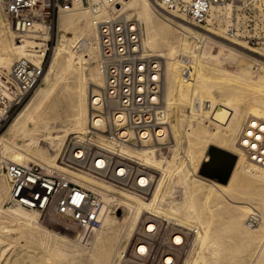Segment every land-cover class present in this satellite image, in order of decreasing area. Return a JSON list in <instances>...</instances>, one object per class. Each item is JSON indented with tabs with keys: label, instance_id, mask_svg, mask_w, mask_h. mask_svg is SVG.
Returning <instances> with one entry per match:
<instances>
[{
	"label": "bare ground",
	"instance_id": "obj_1",
	"mask_svg": "<svg viewBox=\"0 0 264 264\" xmlns=\"http://www.w3.org/2000/svg\"><path fill=\"white\" fill-rule=\"evenodd\" d=\"M3 1L0 0V76L8 80L12 66L20 59L36 64L41 62L40 58L46 51L43 43L47 41L48 37L46 35L17 37L2 11ZM117 1L118 6L113 8L112 11L117 9L120 15L128 20L133 19L132 14L136 13L138 15L139 20L136 18L134 20H137L140 24L143 54L145 57L155 59L160 67V78L162 81L160 98L165 117H167V126L160 129L157 133V136L161 137L159 144H153L150 139L136 145L133 135L134 147L126 144L121 150V154L128 159L135 161L134 158L130 157L140 158L139 164L135 162L138 166L153 168L160 172L161 177L155 186L149 203L143 202L137 196L125 193H120L119 197H113L110 187L106 186L103 183L104 181L99 182L82 174L67 172L55 164V158L60 153L67 136L76 134L78 137L75 139L78 140H85L87 136L90 103L92 97L97 95L104 85L100 69L101 63H99L97 69L95 68L89 74V80L95 81L97 84L92 85L93 87L90 88L88 94L83 91L80 92L77 107L72 108L70 111L69 117L73 121V128L61 125L60 129L54 134L44 128L45 131L41 134V139L50 143L54 149L52 151L53 154H46L43 147L41 149L38 148L36 136L40 133V122L43 118L32 105L30 109H24L25 111H22L1 135L0 152L6 156H12V159L2 161L0 169L2 163L5 165L10 163L27 165L31 162H36L31 153V148L35 147L44 162L43 164L41 163V166L48 172L56 170L57 172L68 173L71 179H74L79 185L98 192L103 197L104 219L101 229L92 235L100 233L102 230H106V235L102 239H98V246L93 253V256L97 257V261L103 262V260L110 257L109 255L113 251L119 249L118 253L116 252L117 259L115 260V264H118L119 254L136 237L132 239L142 212L158 218L175 221V223H170L163 220L169 225L192 229L186 230L194 233L196 237L189 252V259L185 260L183 264H221L224 260H231L233 258L232 252L229 253V249L226 246L228 245L226 244L227 234L230 229L227 228L228 230H226L220 224L222 213L224 212L223 207L230 208V220L235 228L234 232H232L233 234H241V230L242 234L248 233L247 239L250 240L256 238L255 234L264 229L263 214L261 223L254 230H249L253 229L246 226V219L250 214L251 205L244 203L245 205L238 207L239 204L231 201V198L234 199L236 194L245 192L243 188L234 187V183L243 186L253 185L255 189L251 193L256 194L255 192L258 191L264 193V168L252 163L239 146V134L244 122L247 119L256 118L264 120V75L255 77L249 74L248 78H242V76H237L238 74L234 76L220 67L214 66L215 64L209 63L230 64L236 67L238 73L243 74L253 69L254 63L252 60H247L245 56H237L234 59L229 55L228 49H231L233 53L242 55L237 49L230 46L226 47V45H212L210 42L214 41V39H220L218 37L219 34L225 37L226 28L233 18V8L216 6L208 20L211 30L215 31L206 30L202 26L201 30L203 33H200L192 28V24L186 17L167 12L159 6L154 8L151 0ZM95 4V1H91L88 4L83 3L76 4L73 7H66L60 11L57 18L59 30L74 32L83 21L90 17L88 28L91 36L81 37L77 40L79 44L78 53L80 54L77 58H74L75 53L63 43L65 40L64 33L59 34L58 47H55L46 79L51 76V73L58 66L63 64V58H66L69 64L75 66L76 72L81 73V75L83 62L87 61L82 56L84 53H87L91 59L96 57L94 53H97L100 60L97 31L94 23L96 20L108 18L109 12L106 7L102 6H99L98 10L94 12ZM160 11L165 14L164 19L166 22L164 21L163 23L167 26H162L158 22L160 20ZM63 14L65 16H62ZM176 21L178 24L182 23L184 31L190 38H194V42L195 40L197 42L191 46L185 39L187 36L183 38L177 37L179 46L183 49L182 51L175 50L176 47H169L165 54L156 55V57L150 54V51L154 53L160 45H168L170 40L175 37L169 28L171 23ZM84 32L81 30L80 34H84ZM225 40L228 41V44L246 50L264 61V43L259 49L247 50L244 46L246 45L244 41H229L226 37ZM179 51L180 55L177 54ZM36 53L41 55L40 58L36 57ZM74 60H77L78 64H75ZM256 61L262 65L264 72V62L257 59ZM183 69L187 71L188 79L182 76ZM43 93V88H39L35 101L41 102ZM60 99V94H58L52 108L53 110L58 109L61 103ZM218 107L224 110V122L218 117L216 118ZM6 117L0 114V125ZM28 121L33 124L32 131L28 129ZM206 122L209 124L205 125ZM209 125H212V128H209ZM142 136L145 137V134ZM21 137L26 138V140L20 143L18 140ZM122 137L129 143L133 140L132 133L127 130L122 133ZM89 142H94L98 147L109 148V143L102 134L94 135ZM161 145H167V156L157 154ZM176 146H179L178 149ZM173 151L172 160H167ZM71 157H73V152L71 156L69 155V158ZM153 183L154 177L152 176V185ZM146 191L144 190V192ZM129 193L136 194L140 192ZM179 196L181 197L180 200L177 199ZM258 198L257 206L264 213V195ZM105 199H107L109 205L117 203L122 206L127 212V216H129L127 219L125 218L126 222L123 223V232L120 236L115 231H112L116 219L106 211ZM12 207L23 211L12 213L15 224L24 222L31 229L38 227L35 215H28L25 211L39 216L38 213L17 206ZM243 217L245 218V223H242ZM140 227L137 231H139ZM242 238L239 237V239ZM88 240L90 239L83 237L80 239V243ZM238 241L240 242L241 240ZM122 247L124 248L122 249ZM120 249L122 250L120 251ZM61 251L58 249L51 254V257L57 256L64 259L63 257L69 256V254L67 255ZM76 254L73 253V255ZM65 261L67 262L68 260L65 259Z\"/></svg>",
	"mask_w": 264,
	"mask_h": 264
},
{
	"label": "built area",
	"instance_id": "obj_2",
	"mask_svg": "<svg viewBox=\"0 0 264 264\" xmlns=\"http://www.w3.org/2000/svg\"><path fill=\"white\" fill-rule=\"evenodd\" d=\"M91 1L96 2L94 12L99 6L109 12L108 18L94 23L104 85L92 97L85 140L72 150L73 157L69 158L68 154L62 158L60 166L67 172L104 181L119 190L149 191L154 174L124 157L121 150L126 144L134 147V138L136 145L150 139L153 144H159L161 137L157 133L167 126L160 98V67L155 59L143 54L139 22L126 19L117 9L112 11L118 6L117 0H4L2 11L17 37L46 35L48 39L43 43L45 54L40 58L36 53L39 64L20 59L12 66L8 80L0 76V114L7 116L39 86L60 11ZM151 2L167 12L183 15L199 28L208 24L216 6H229L234 12L225 31L226 39L244 40L252 46L264 43V0ZM186 72L183 69L182 76L188 79ZM126 130L132 133V138L134 135L130 143L122 137ZM99 134L106 138L108 149L89 142ZM239 135V146L249 160L264 168V120L247 119ZM157 154L167 156V145H161ZM3 171L10 185L8 204L11 206L34 211L39 216L68 218L82 234L91 235L101 229L103 197L76 183L68 173L48 172L36 164L13 163L6 164ZM259 222L260 215L253 210L246 226L255 228ZM135 236L119 254L118 264H183L181 258L188 237L178 227L167 228L159 219L149 217Z\"/></svg>",
	"mask_w": 264,
	"mask_h": 264
},
{
	"label": "rangeland",
	"instance_id": "obj_3",
	"mask_svg": "<svg viewBox=\"0 0 264 264\" xmlns=\"http://www.w3.org/2000/svg\"><path fill=\"white\" fill-rule=\"evenodd\" d=\"M153 7L157 8L158 6L156 7V5H154ZM160 12H161L159 15L160 20H158V22L162 26H167V25H164L165 23H163L165 21L164 12L162 11ZM132 15H133L132 16L133 19L136 18L137 20H139V17L136 13ZM62 16H65V15L63 14ZM176 16L178 17V15ZM89 25H90V17H88L87 20L83 21L78 26L76 31L71 32V31L59 30L58 23H57V27L54 29L53 35L49 41L50 43L48 45V50L45 55V59H44L45 61L44 62V65H45L44 73L45 74L43 75L41 82L34 92L28 94L22 100V102L18 106H15L7 114V117L4 120H2L1 125H0V137L7 130V128L11 125L13 120L22 111L30 109L32 105H34V109H36L37 112L41 114V117L43 118L42 121L40 122V130H39L40 133L36 136V138L38 139V148L41 149V147H43L46 154H50V155L53 154L52 152L54 150L53 147L50 145L49 142L43 141L41 139L42 138L41 134L45 131V129H47L48 131L54 134L56 131L60 129L61 125L73 128V121L70 119L69 116L71 114L70 112L71 109L77 107L78 105V101H79L78 99H79L80 92L83 91L86 94H88L90 88L93 87L92 85L97 84V82L89 80V74H91L93 70H95V68L97 69V66L100 63V60L98 59V54L94 53L96 57L91 59L89 58L87 53H84V54L82 53L83 58L87 60L86 62H83L82 75L81 73L79 74L76 72L75 66H73L72 64H69L66 58L62 59L63 64L58 66V68H56L51 73V76L49 78L46 79V75L48 74L49 65L51 64L52 59H53L55 47L56 48L58 47L59 34L64 33L65 40L63 43L75 53L74 58H77V56L80 54L78 53L79 44L77 40L80 39L81 37L91 36L89 28H88ZM191 26L194 30L196 29L197 32L203 33L201 28L195 27L193 25ZM183 27H184L183 24L182 23L178 24L177 21L175 23H171L169 30L175 37H173L172 40H170V43L168 45L162 44L156 49L154 53L150 51V54H152L155 57L156 55L165 54L167 53L169 47H173V48L176 47L175 50L177 49V50L182 51L183 49L179 46V43L177 41L179 37L183 38L187 36L185 39H187L190 45L193 46V44H195L197 41L195 40L194 42V38H190L188 34L184 31ZM203 27L209 31L212 29L208 24L203 25ZM81 30L85 31L84 34H80ZM218 37H220L221 40L214 39V41H210L212 45H218V46L226 45V47L230 46L232 48L237 49L242 55L237 54L235 52L233 53L231 49H228L229 55L234 59L237 56H245L247 60H252L254 63V65L252 66L253 69L243 74V73H238L236 67L230 64L222 65L217 62L215 63L209 62V63L213 65L215 64L214 66L218 68L220 67L221 69L231 73L234 76L238 74L237 76H242V78L243 77L248 78L249 74H252L251 76L254 75L255 77L264 75V72L262 70V65L256 61L257 59L261 62H264L263 59H261L260 57L256 55H252L250 52L246 50H243L236 46H232L228 44V41L225 40V37L222 34H219ZM241 41L243 42L244 40H241ZM244 46L247 50H254V49L261 48L262 44H258V45L255 44L254 46H252L246 43V45ZM177 54L180 55L181 54L180 51ZM74 61H75V64H78L77 60H74ZM39 88H43L44 90V93L42 95L43 98L41 102L35 101V97L38 93ZM58 94H60L61 103L58 109L53 110L52 108L56 101L55 100L56 96ZM223 111L224 110L222 108H219L216 114V118L218 117L222 122H224V118H225ZM204 123H205V120H204ZM208 124L209 123L206 122L205 125H208ZM27 126H28V129H30V131L33 130L32 122L28 121ZM209 128H212V125L211 126L209 125ZM76 137H78V135L72 134L65 138L66 139L65 143L62 146L60 153L55 158L56 159L55 164H57L58 167L60 168L62 167L60 166V162L62 161V158L66 157L68 154L71 156L72 150L75 148L76 145L77 146L79 145L81 139L80 140L75 139ZM25 140L26 138L21 137V139L18 141L21 143L22 141H25ZM91 143L95 145L94 142H91ZM31 153L33 154V158L36 160V162H31L30 164H36V165L41 166V163L43 164L44 162L43 160H41L40 155L37 153V148L32 147ZM173 154H174V151L169 155L170 157L167 160H172ZM1 157L3 158L1 159ZM130 158H134L135 162L139 164L140 158L134 157V156ZM5 159L10 160L12 159V156L10 155L6 156L4 153L0 152V163L4 161ZM4 166L5 164L2 163V167L0 169V200H1L0 201V264H115V260L117 259L116 252L118 253L119 249L117 251H113L109 255L110 257L106 260H103V262L97 261L98 260L97 257L93 256L94 255L93 253L96 250L95 248H97L98 246L97 245L98 239H102L106 235V230H102V232L104 233H102L101 231L100 233H96L97 235L96 234L86 235V234H82L81 230L76 225H74L68 218L50 216V215L49 216L48 215L38 216L35 213H30L27 211H25V213H27L28 215H31V216L35 215L34 217H36L37 219L38 227L36 229H31L27 227L24 224V222L15 224L12 213L18 212L21 210L17 209L16 207H12L10 204H8L9 183H8V180H6L5 173L3 171ZM147 169L151 170V172L154 174L155 177H154V183L151 189L146 192H140L136 194L129 193V192L123 191L122 189L119 190L118 188H115L111 184H108L103 181L102 182L106 186L110 187V190H111L110 192L113 195V197L115 196L119 197L120 193H125L131 196H137L140 199H142L143 202L149 203V200L152 197L151 195L161 176H160V172H158L156 169H153V168H147ZM233 186L238 187V188H243L246 193L240 192L236 194V197L234 199L231 198V201L235 202L236 204H239L238 207L240 205H245V204H249V206L251 205L250 213L253 210L256 211L260 215V221H261L264 213L261 211L260 207L257 206V204H258V199H259L258 197L263 196L264 193L259 192V191L255 192L256 194L251 193L255 189L253 185L243 186L241 184L234 183ZM180 198H181L180 196L177 197L178 200H180ZM228 198L230 199V197ZM105 204H106V211H108V213H110L111 216L116 219L114 227L112 228V231H115L116 233H118L119 236L122 235V232H123L122 227L124 225L123 223H125L126 219L129 217L127 216V212L123 209L122 206H119L117 203L109 205L107 202V199H105ZM223 211H224L222 213L223 218L221 217L220 224L224 229L226 230L230 229V231H228V234H227L228 238L226 239L227 241L226 244L228 245L226 246L229 249L228 250L229 253L232 252L231 254L233 258H231V260H224L221 262V264H264V231H263L264 229L260 230L257 234H255L256 236L254 235L256 238L250 239V240L247 239L248 233H246L245 231H244L245 233L242 234L240 230L241 234L234 233L235 234L234 235L232 232H234L235 228L232 224V221L230 220V217H231L230 208H227L225 206L223 207ZM140 216L141 217L139 221L137 222L132 239L135 237V234L142 222L147 220L148 217H155L145 212H142ZM155 218H158V217H155ZM158 219L160 223H162V225H166L167 228H174V226L169 225L165 221L170 222V223H175V221H169L161 217ZM243 222L245 223L244 217L242 219V223ZM260 223L261 222H259V224ZM177 225L181 226L179 224ZM255 228L249 229V230H254ZM179 229L183 230L188 237V244L182 253L183 255H182L181 261L183 262L189 259V255H190L189 252L192 249L193 241L196 236L195 234L186 230V229L192 230L191 228H187V227L181 228L180 227ZM82 235L90 240H88L87 242L82 241V243H80V239L82 238L81 237ZM239 237L240 238L243 237V238L239 239ZM238 240H241V241L239 242ZM123 248L124 247H122V249ZM58 249H60V251L62 250L61 252H64L67 255L69 254V256L63 257L64 259H62L61 257H57V256H56L57 258L55 256L51 257V254L57 251ZM122 249H120V251ZM73 253H77L76 255L78 257L76 255H73ZM65 259L68 261L66 262Z\"/></svg>",
	"mask_w": 264,
	"mask_h": 264
}]
</instances>
